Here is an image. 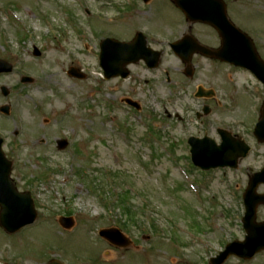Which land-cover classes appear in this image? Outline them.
I'll return each mask as SVG.
<instances>
[{"label": "rangeland", "instance_id": "1", "mask_svg": "<svg viewBox=\"0 0 264 264\" xmlns=\"http://www.w3.org/2000/svg\"><path fill=\"white\" fill-rule=\"evenodd\" d=\"M227 1L233 14L244 6L246 15L237 19L263 54L264 0ZM165 2L144 8L138 0H0V58L14 67L0 79L9 90L7 97L0 93V107L11 109L0 122L10 138L15 126L17 132L16 153L3 148L14 161L16 187L31 193L37 211L36 222L16 233L0 226V264H211L227 243L244 238L242 206L228 189L234 177L197 170L185 142L205 134L220 142L222 108L261 105L263 86L239 70L203 62L188 81L185 65L167 49L157 70L137 63L127 80L103 77L102 39L127 40L136 26L177 36L180 27L169 31L164 24ZM206 31L197 28L202 37ZM71 68L85 79L70 76ZM199 86L214 97L195 98ZM62 139L69 142L65 150L58 149ZM125 189L129 215L115 203ZM61 216L75 226L63 228ZM111 227L132 243L118 247L99 236ZM224 264H264V252Z\"/></svg>", "mask_w": 264, "mask_h": 264}, {"label": "water", "instance_id": "2", "mask_svg": "<svg viewBox=\"0 0 264 264\" xmlns=\"http://www.w3.org/2000/svg\"><path fill=\"white\" fill-rule=\"evenodd\" d=\"M187 1L188 0H176L178 5L184 9L187 16L194 19L192 18L194 17V12ZM201 19L213 24L210 17L203 16ZM219 31L223 36V46L218 57H224V59L234 62L235 65H249L254 68L259 75L261 73L260 71H262V66L264 67V62L258 56L252 41L246 37V35L242 34L240 35V41L231 40L229 33L223 30ZM133 45L134 47H132ZM129 47L134 49L137 48L138 45L136 43L132 45L121 43L113 39H105L102 41L101 63L105 69L107 78L118 75H122L123 77L128 76V71L125 69V66L130 61L127 59ZM241 47L246 55L239 53ZM37 54H39V52H37ZM11 69L12 68L4 62H0V71H9ZM70 74L79 78H84V75L75 68L70 70ZM259 77L264 81V76L260 74ZM23 81H29V79L25 78ZM4 90L5 93L8 94V91L6 89ZM3 110L7 112L8 107H4ZM256 133L261 140H264V117L258 124ZM198 142L200 141L198 140L193 143L194 161L197 165L205 169L226 166L221 150L215 148V151H210L206 148L205 144ZM60 146L63 148L65 143L62 142ZM11 165V162L6 159L2 152L0 140V224L8 232L13 233L26 224L32 223L36 217V213L30 194L19 193L10 179ZM251 194L252 192L250 191L246 193L247 213L244 219L245 228L248 233L246 240L244 242H233L229 244L224 252H221L218 257L212 259L213 264H223L225 260L233 254L242 258H251L256 252L264 249V223L256 224L254 221L253 216L255 214L256 205L250 201ZM61 224L66 228H71L74 222L71 218H61ZM102 235L114 244L120 246H127L129 244V241L125 239L118 230H102ZM53 264L58 263L54 262Z\"/></svg>", "mask_w": 264, "mask_h": 264}, {"label": "flooded vegetation", "instance_id": "3", "mask_svg": "<svg viewBox=\"0 0 264 264\" xmlns=\"http://www.w3.org/2000/svg\"><path fill=\"white\" fill-rule=\"evenodd\" d=\"M236 1L238 2V1H243V0H236ZM226 3H227L228 15L230 19L233 22H235L237 25L239 24L238 27L242 29L244 25L242 24V22L238 21L237 19L243 15L241 14L242 11H238L236 14H233L232 12H230L228 1H226ZM153 4H154V0H148V2H145V5L144 3H142V6H148V7L152 6L153 7ZM165 4L168 10L167 18L169 22H167L164 19L165 20L164 24L168 28L167 30L169 31H172V30L175 31L176 28L180 27L181 30H178L179 35L177 34L176 37L169 40L168 45L163 46L161 43L156 41L154 38H151L153 37V35L156 34V32H150L148 31L146 27H143L144 30H146L145 33L147 35L148 46L153 50L160 51L161 59L164 57L165 51L167 49L168 51H170L171 55L177 61L184 64L183 60L180 59L174 53V51L169 47V45L172 42H175L186 36L196 37L199 43L204 45L205 47H208V50L210 51H215L220 48L221 38L219 34L214 29H212V27L204 23H201L199 21L194 22V21H190L186 19V17L182 13L175 10V7L173 6V0H166ZM144 8H147V7H144ZM170 11L173 14L170 13ZM176 17L178 19L177 21L174 22V19L176 20ZM198 27H201L207 30L205 33V37H202L199 35V33L197 32ZM255 44L259 50V45L257 44L256 41H255ZM190 54H191L190 62L186 61V63H190L193 66L199 65L203 62V63H209V64H215V65H224L228 67L229 69H235V67L227 63H223L218 59L211 58V56L203 55V53L200 50L194 49L190 51ZM261 56L264 59V53L261 54ZM186 69H184V71L186 70L187 72L188 67H186ZM194 70H195V75H196L197 70L195 66H194ZM236 70H238V68H236ZM239 71H241V69H239ZM182 74H183V71H182ZM3 77L4 75L1 74L0 79ZM193 79H188V81H192ZM187 85L189 86V84ZM248 108H250V110H248ZM253 108H255V110H253ZM263 111H264V105H258L254 107L245 106V105H229L223 111L224 123L221 129L226 131L227 135H229L232 141V146L230 147V150H229L231 152L230 156L232 158H237V161H238V165L236 167L234 168L228 167L224 169V173L230 174V176L234 177L235 179L234 188H235V191L238 193L239 198L242 201V203H243V195L245 193V190L249 186L251 178L254 175L260 173L264 169V143H259L253 135L254 126L257 120L260 118L261 112ZM236 112H238V115H234ZM240 128H242V131L240 130ZM8 131H9V128L5 124L0 122V135L6 139L5 145L8 146L10 150L9 152L12 154H15L16 153V142L14 143H11V142L14 140V138H16V126L14 128V131L12 132V136L14 138H10V136L8 135L9 134ZM217 133L221 139V136L218 130H217ZM245 143L249 145L250 151L246 157H241L243 154V151L246 148ZM256 192L260 195H264V183H260L259 185H257ZM257 220L258 221L264 220V204L260 205L257 209Z\"/></svg>", "mask_w": 264, "mask_h": 264}]
</instances>
